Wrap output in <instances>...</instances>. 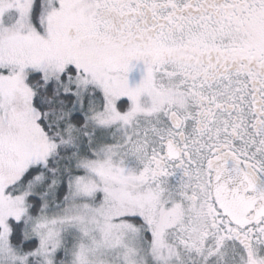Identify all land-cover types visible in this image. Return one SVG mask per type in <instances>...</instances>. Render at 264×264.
I'll return each mask as SVG.
<instances>
[{
  "label": "snow or ice",
  "instance_id": "6c2138e0",
  "mask_svg": "<svg viewBox=\"0 0 264 264\" xmlns=\"http://www.w3.org/2000/svg\"><path fill=\"white\" fill-rule=\"evenodd\" d=\"M0 264H264V0H0Z\"/></svg>",
  "mask_w": 264,
  "mask_h": 264
}]
</instances>
